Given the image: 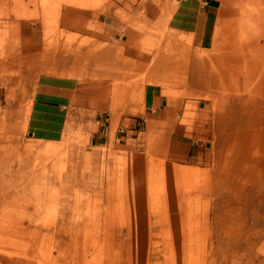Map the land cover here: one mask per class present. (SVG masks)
Returning <instances> with one entry per match:
<instances>
[{
    "label": "rangeland",
    "instance_id": "1",
    "mask_svg": "<svg viewBox=\"0 0 264 264\" xmlns=\"http://www.w3.org/2000/svg\"><path fill=\"white\" fill-rule=\"evenodd\" d=\"M179 1L0 0V264H264V0L201 44ZM44 75L74 88L52 140Z\"/></svg>",
    "mask_w": 264,
    "mask_h": 264
},
{
    "label": "crops",
    "instance_id": "2",
    "mask_svg": "<svg viewBox=\"0 0 264 264\" xmlns=\"http://www.w3.org/2000/svg\"><path fill=\"white\" fill-rule=\"evenodd\" d=\"M216 7V0H180L169 24L182 31L195 32L201 29V44L205 40L208 23L213 21L214 24L216 20H213ZM71 10L77 13L81 11L77 8ZM64 22L62 19V23ZM19 32L23 39L30 42L42 39V29L38 23L23 25ZM65 83L71 82L47 75L40 77L27 122L28 132L33 136L51 140L61 137L67 115L65 108L70 104L74 92V88ZM155 94L151 89L147 95L151 98V103H157L160 109L162 100Z\"/></svg>",
    "mask_w": 264,
    "mask_h": 264
},
{
    "label": "bare ground",
    "instance_id": "3",
    "mask_svg": "<svg viewBox=\"0 0 264 264\" xmlns=\"http://www.w3.org/2000/svg\"><path fill=\"white\" fill-rule=\"evenodd\" d=\"M151 82H153V80H151ZM151 84H154L156 86V89L159 88V86H160L159 83H158V81H154ZM192 94L193 93H191V95ZM137 95H138V98L140 97L142 99V101H144L143 100V97H144V87H143V85L138 86L137 91H136V96ZM130 111H131V113H138L139 111H143V110L138 109L137 106L135 105V106H132L131 107Z\"/></svg>",
    "mask_w": 264,
    "mask_h": 264
}]
</instances>
